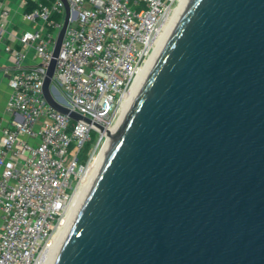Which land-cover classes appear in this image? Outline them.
I'll list each match as a JSON object with an SVG mask.
<instances>
[{"label":"water","instance_id":"water-1","mask_svg":"<svg viewBox=\"0 0 264 264\" xmlns=\"http://www.w3.org/2000/svg\"><path fill=\"white\" fill-rule=\"evenodd\" d=\"M63 1L43 93L91 124L53 97L71 17ZM106 134L107 154L54 264H264V0H189L127 116Z\"/></svg>","mask_w":264,"mask_h":264},{"label":"built area","instance_id":"built-area-1","mask_svg":"<svg viewBox=\"0 0 264 264\" xmlns=\"http://www.w3.org/2000/svg\"><path fill=\"white\" fill-rule=\"evenodd\" d=\"M30 1L35 7L22 21L34 29L13 36L18 46H5L13 65L7 112L17 119L0 142V264L46 263L76 191L107 150L106 132L118 125L125 96L187 0H66L71 17L53 80L59 93L53 97L93 124L48 104L43 85L65 3ZM10 25L11 8L0 0V45L11 39ZM30 48L38 63L28 67Z\"/></svg>","mask_w":264,"mask_h":264},{"label":"bare ground","instance_id":"bare-ground-1","mask_svg":"<svg viewBox=\"0 0 264 264\" xmlns=\"http://www.w3.org/2000/svg\"><path fill=\"white\" fill-rule=\"evenodd\" d=\"M188 1L189 0L184 2L181 5V7L179 9H177L175 16L172 17L170 23L165 26L164 31L162 32V34L160 36V46H159L158 50L155 52V54L152 56V58L147 62L146 66L140 71V74H139L133 88L128 93V95L125 96L123 103H122V106H121L120 121H119L118 125L112 130V132H115L116 130H118L122 121L127 116L137 94L139 93V91L143 87L146 79L148 78L150 72L152 71L158 56L162 52V50L165 47L166 43L168 42L170 36L172 35L179 19L183 15L184 10L186 9V7L188 5ZM110 142H111V140L109 141V144H108V147L106 148L107 150L105 151V154H103L101 156V160H100L99 165H97L96 167L91 169V171L86 175L85 179L82 181V183L80 184V187L76 191V193L73 197L72 203L70 205L68 215L64 219L61 227L59 228V230H58V232L54 238L53 244L51 246V251L48 255V259H47L45 264H54L56 257L58 255V252H59L67 234L69 233V231H70V229L74 223V220H75L78 212L81 209V206H82L84 200L86 199V196L89 192V189L91 188V185H92L94 179L96 178V175H97V172L100 168L101 162L103 161V159L105 158V156L107 154L108 148L110 146Z\"/></svg>","mask_w":264,"mask_h":264},{"label":"crops","instance_id":"crops-1","mask_svg":"<svg viewBox=\"0 0 264 264\" xmlns=\"http://www.w3.org/2000/svg\"><path fill=\"white\" fill-rule=\"evenodd\" d=\"M8 6L11 8V25L9 27V33L11 39L8 36L4 39L0 45V142L3 135V130L10 126L11 123L17 118L10 116L7 112L8 102L12 95V89L9 84L10 76L13 71L12 59L6 52L5 46L8 43L18 46V42L14 41L13 36L20 35L24 31H30L34 29L33 24L22 21V15L25 12L26 0H6ZM38 63L34 48H30L28 51L25 66H35ZM2 222V215L0 212V224Z\"/></svg>","mask_w":264,"mask_h":264},{"label":"trees","instance_id":"trees-1","mask_svg":"<svg viewBox=\"0 0 264 264\" xmlns=\"http://www.w3.org/2000/svg\"><path fill=\"white\" fill-rule=\"evenodd\" d=\"M26 1H27V4H26V6H25V12H30V11H32V10L34 9L35 4L32 3L30 0H26ZM89 148H90V144H88V145L86 146L85 150L88 151Z\"/></svg>","mask_w":264,"mask_h":264},{"label":"rangeland","instance_id":"rangeland-1","mask_svg":"<svg viewBox=\"0 0 264 264\" xmlns=\"http://www.w3.org/2000/svg\"><path fill=\"white\" fill-rule=\"evenodd\" d=\"M61 91V90H60ZM62 93V92H61ZM95 135L93 134V137H94Z\"/></svg>","mask_w":264,"mask_h":264}]
</instances>
